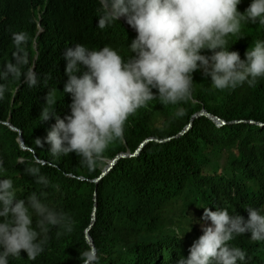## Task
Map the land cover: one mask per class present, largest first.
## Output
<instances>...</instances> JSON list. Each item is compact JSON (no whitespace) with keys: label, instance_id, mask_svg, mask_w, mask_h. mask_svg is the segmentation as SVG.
Returning a JSON list of instances; mask_svg holds the SVG:
<instances>
[{"label":"trees","instance_id":"obj_1","mask_svg":"<svg viewBox=\"0 0 264 264\" xmlns=\"http://www.w3.org/2000/svg\"><path fill=\"white\" fill-rule=\"evenodd\" d=\"M104 0H0V64L16 55L23 58L22 71L36 74L31 88L18 76L7 80V91L0 99V165L3 176L12 178L18 189L16 198L36 192L43 202L71 217V231L58 237L49 229L44 251L29 261L23 250L8 264H79V252L88 247L84 230L90 223L96 202L95 222L89 230L97 264H175L186 257L191 242L201 234L202 206L226 208L229 214L247 218L246 207L264 213V78L251 87L216 90L193 71L191 94L178 105L161 104L152 99L129 115L121 137L110 143L103 160L92 170L80 163L75 153L53 157L43 138L54 120H40V110L54 107L61 119L69 113L70 94L63 92L66 80L65 47L80 43L89 48L107 45L123 58L135 32L125 22L113 20L101 29L96 18ZM249 0H241L243 11ZM23 33L17 48L11 33ZM240 36L226 37L228 50L244 52L256 39H264V28L242 24ZM227 46V45H226ZM209 54L207 49L201 50ZM155 94L156 90L151 89ZM47 93L53 104L47 103ZM176 107L183 115L174 117ZM204 109L225 123L242 122L216 128L205 117L193 120L182 136L169 141L148 142L132 158H120L96 184L102 168L115 155L133 152L142 140L164 139L180 132L190 117ZM19 129L17 133L4 123ZM262 124L263 127L248 124ZM39 138L40 145L35 139ZM39 167L47 186L35 183L25 169ZM181 204L179 214L170 208ZM35 219V218H34ZM188 229V230H187ZM176 232L183 233L177 238ZM245 251L244 264H264V241H253L247 233L228 242ZM240 264V262H238Z\"/></svg>","mask_w":264,"mask_h":264},{"label":"clouds","instance_id":"obj_2","mask_svg":"<svg viewBox=\"0 0 264 264\" xmlns=\"http://www.w3.org/2000/svg\"><path fill=\"white\" fill-rule=\"evenodd\" d=\"M240 2L104 0L96 26L103 29L122 17L135 32L127 45L130 54L125 59L107 45L89 48L75 43L64 48L67 78L63 92L71 97L69 113L62 119L54 107L42 108L39 113L40 120H54L43 138L49 155L73 152L83 167L94 169L103 160L107 146L121 137L129 115L146 102L154 98L171 105L186 101L191 94L193 71L199 70L202 77L209 78L216 90L251 87L264 78V39H256L245 50L243 59L237 51L228 50L226 37H242V24L264 28V0H249L242 12L236 7ZM10 38L18 48L25 36L12 32ZM204 49L209 54H203ZM22 64L19 55L0 64V99L4 98L9 78L22 76L29 88L37 84L36 74L22 71ZM46 95L47 103L53 104L52 94ZM182 115L183 108L176 107L173 116ZM35 142L41 144L39 138ZM25 171L35 183L48 185L39 167L30 166ZM3 173L0 165V264H8L9 257H19L20 250L32 261L44 251L49 229L55 226L58 237L61 229L64 233L71 231V217L43 202L34 191L24 199L16 198L18 189ZM202 208L200 221L208 223H201V234L191 242L187 256L178 257L175 264H244L245 251L228 242L245 233L250 240L264 241V213L259 208L246 207V219L230 215L226 208ZM183 233L176 232L177 238ZM78 255L79 264H97L99 259L93 247L84 248Z\"/></svg>","mask_w":264,"mask_h":264},{"label":"water","instance_id":"obj_3","mask_svg":"<svg viewBox=\"0 0 264 264\" xmlns=\"http://www.w3.org/2000/svg\"><path fill=\"white\" fill-rule=\"evenodd\" d=\"M119 19L124 22L122 17H120ZM198 117L207 118L208 120H210L215 125L216 128H221V127H224L225 125H232V124L242 123V122L225 123L224 121L218 119L216 116L206 112L204 109H201V110L197 111L196 113H194L190 117V119H189L188 123L185 125V127L180 132H178L177 134H175L173 136H170V137H167V138H164V139H159V140L154 139V138L144 139V140H142V142H140L138 147L133 152L126 151V152L119 153V154L115 155L111 160H109V162L106 164V166L102 169L100 175L98 177L94 178L91 181L96 184L104 175H106L107 172H109L111 170V168L114 166V164L116 163V161L118 159H120V158H132V157L137 156L139 154V152L141 151V149L143 148V146L145 144H147L148 142L155 141L157 143H162V142L169 141V140H171L173 138L182 136L183 134H185L190 129V127H191V125L193 123V120L198 118ZM4 124L6 126H8V128L10 130L15 131L17 133V141H18V144H19L20 148L22 150H26L27 148L24 146V141H23V138H22L21 131L19 129L13 127L9 122H6ZM248 124L257 126L259 128L263 127V125L259 124V123L248 122ZM95 211H96V202H95V199H94V205H93V209H92V213H91L90 223H89L88 227L84 230V240H85L86 244L88 245V247H93V248H94V245H93L92 239H91V237H90L88 232H89L90 228L93 226V224L95 222V218H96L95 217Z\"/></svg>","mask_w":264,"mask_h":264},{"label":"rangeland","instance_id":"obj_4","mask_svg":"<svg viewBox=\"0 0 264 264\" xmlns=\"http://www.w3.org/2000/svg\"><path fill=\"white\" fill-rule=\"evenodd\" d=\"M108 162V161H107ZM106 166V165H105ZM104 166V167H105ZM103 167V168H104ZM102 168V169H103ZM184 208L182 207V205L181 204H178V206H176V207H171L170 208V213H169V215H175V214H179L182 210H183Z\"/></svg>","mask_w":264,"mask_h":264}]
</instances>
